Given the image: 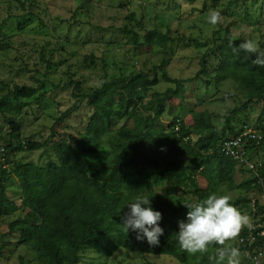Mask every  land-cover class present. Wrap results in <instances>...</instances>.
Here are the masks:
<instances>
[{
	"label": "rangeland",
	"instance_id": "374dc122",
	"mask_svg": "<svg viewBox=\"0 0 264 264\" xmlns=\"http://www.w3.org/2000/svg\"><path fill=\"white\" fill-rule=\"evenodd\" d=\"M211 9L221 14L215 25L207 22ZM131 14L137 19H127ZM126 25L135 28L141 43L151 30L166 34L171 41L165 48L136 47L124 29ZM214 38L255 39L258 48L264 46V0H0V98L16 84L43 85L34 98L24 101L23 108L0 115V138L40 143L48 152L42 158V150L16 151L0 159V169L3 164L6 172L2 178L0 171V180L7 199L15 205L8 216L0 215V264H20V257L36 264L33 253L18 243L20 232L9 233V224L23 219L28 211L14 170L20 164H45L49 157L54 159L57 142L73 144L72 139L83 133L93 109L86 100L74 108L76 81L89 89L133 73L157 77L160 81L148 97L168 89L172 96L162 99L166 114L150 128L151 138L169 133L168 125L175 118L192 128L194 118L202 112L211 113L218 128L226 126L229 119L235 131L244 125L264 130V98L248 101L231 78L215 83L220 59L209 51L215 45ZM203 67L205 72L201 73ZM164 74L183 81L181 90L175 92L177 84L164 81ZM125 125L132 127L133 122L115 119L113 129ZM16 127L19 130L12 133ZM229 132L226 128V137L232 136ZM178 147L171 153L178 157L182 182L174 179L154 186L155 192L171 194L177 206L196 201L187 178L192 145L184 148L179 141ZM248 160L264 164V148L251 153ZM238 167L243 171L236 172L233 187L222 183L211 186L209 169L196 173L198 187L230 194L231 203L240 201L236 206L249 217L248 227L257 219L264 227V189L255 181L264 167ZM238 237L226 244L234 246ZM255 250L250 249V253ZM80 264L180 263L170 256L124 249L113 237L95 234ZM241 264H253L246 251H241Z\"/></svg>",
	"mask_w": 264,
	"mask_h": 264
},
{
	"label": "trees",
	"instance_id": "16d2710c",
	"mask_svg": "<svg viewBox=\"0 0 264 264\" xmlns=\"http://www.w3.org/2000/svg\"><path fill=\"white\" fill-rule=\"evenodd\" d=\"M127 19L137 18L131 14ZM124 29L136 47L141 48L143 44L165 48L171 41L166 34L151 30L144 35L141 43L134 27L126 25ZM213 41L215 45L209 51L220 59L215 83L231 78L240 85L248 101L263 99L264 66L254 63L257 53L240 49L239 44L244 41L240 38H214ZM257 51H264V46ZM204 72L203 67L201 73ZM163 79L177 84L175 92L181 90L183 81L166 74ZM159 81L157 77L151 79L145 73L114 78L109 83L89 89L76 81L73 91L77 104L74 108L86 100V104L93 109L83 133L72 139L73 144L62 140L57 142L53 151L55 160L49 157L45 164H20L15 168L14 173L21 184L23 205L28 211L23 219L9 224V233L20 232L18 243L33 253L36 264H80L82 254L95 234L113 237L124 249L152 256H170L180 264H211L208 256L214 255L215 248L222 245L212 242L204 253H189L182 249L175 233L178 232L179 217L186 218L188 209L183 204L175 205L171 194L155 192L154 186L174 179L177 183L182 182L183 174L177 167L178 157L171 153L172 149L179 148L180 141L184 148L192 145L191 173L187 178L196 201L214 192L198 187L195 175L200 170L211 171V186L222 183L228 188L233 187L236 172L243 171L238 166H246L232 156L224 155L221 147L224 141L234 138L239 131L230 125L229 119L226 126L218 128L211 113L202 112L194 118L192 128L180 118H175L168 125L169 133H159L151 138L150 128L166 114L162 99L168 100L172 96V90L168 89L165 93L154 92L148 97L147 94ZM42 87L14 85L7 95L0 98V115L23 108L24 101L34 98ZM115 119L132 121L133 126L125 125L115 130ZM226 128L232 136L226 137ZM18 130L16 127L12 133ZM259 131L263 139L245 147L249 158L251 153L264 148V130ZM0 141L4 142L5 156L16 151L42 150L44 158L48 153L40 143H13L2 138ZM1 167L3 178L6 172L3 164ZM260 176L255 181L264 189L263 171ZM2 181L0 215L8 216L15 205L7 199ZM137 195H146L151 200V207L162 213L159 223L164 232L158 244L150 245L146 240H137L135 232L129 230L127 233L119 226L121 217L128 210L127 204ZM239 202L233 204L238 205ZM258 206L256 204L259 209ZM35 221L36 224L33 223ZM253 224L257 225L256 240L250 249L262 251L264 235L261 231L264 227H261L260 219ZM249 229L243 228L238 240L248 235ZM238 240L234 246L241 252L248 247V242L239 246ZM20 264L28 263L20 257Z\"/></svg>",
	"mask_w": 264,
	"mask_h": 264
},
{
	"label": "clouds",
	"instance_id": "9594fccd",
	"mask_svg": "<svg viewBox=\"0 0 264 264\" xmlns=\"http://www.w3.org/2000/svg\"><path fill=\"white\" fill-rule=\"evenodd\" d=\"M221 19L220 12L211 9L207 22L215 25ZM239 48L248 52H256L255 64L264 66V51H257L255 39H247L239 44ZM228 193L208 194L199 201L184 203L188 209L186 218L178 221L176 232L179 246L189 253H204L209 245L215 242L221 247L215 248L214 255H209L211 264H241V252L226 241L238 236L242 228L248 227L249 217L231 203ZM127 212L121 217L119 225L127 233H136L137 240H146L150 245L159 243L164 229L160 225L162 213L151 207V200L146 195H137L127 204Z\"/></svg>",
	"mask_w": 264,
	"mask_h": 264
},
{
	"label": "built area",
	"instance_id": "2783aa9c",
	"mask_svg": "<svg viewBox=\"0 0 264 264\" xmlns=\"http://www.w3.org/2000/svg\"><path fill=\"white\" fill-rule=\"evenodd\" d=\"M263 139V134L259 130H254L248 127V125H244L239 129L237 136L226 140L223 142L221 147V151L224 155L232 156L234 160L238 163L245 165L249 169L257 170L262 166L261 163H252L248 160L249 154L247 149L245 148L252 142L259 143ZM5 147L2 141H0V159H3L5 156ZM5 167V166H4ZM257 225H252L249 229L248 235L245 237H241L238 240L239 246H244L245 242H248V247L245 248L248 258L251 260L253 264H264V252L263 251H254L252 254L250 253V248L256 240L255 230ZM264 231H261V233Z\"/></svg>",
	"mask_w": 264,
	"mask_h": 264
}]
</instances>
